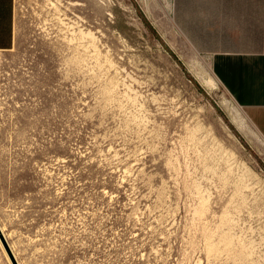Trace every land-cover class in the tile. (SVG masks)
Here are the masks:
<instances>
[{"label": "rangeland", "instance_id": "rangeland-1", "mask_svg": "<svg viewBox=\"0 0 264 264\" xmlns=\"http://www.w3.org/2000/svg\"><path fill=\"white\" fill-rule=\"evenodd\" d=\"M165 1L13 0L0 226L19 264H264V139L205 56L167 45Z\"/></svg>", "mask_w": 264, "mask_h": 264}, {"label": "crops", "instance_id": "crops-1", "mask_svg": "<svg viewBox=\"0 0 264 264\" xmlns=\"http://www.w3.org/2000/svg\"><path fill=\"white\" fill-rule=\"evenodd\" d=\"M161 34L205 56L264 139V0H168ZM14 44L13 0H0V53Z\"/></svg>", "mask_w": 264, "mask_h": 264}, {"label": "water", "instance_id": "water-1", "mask_svg": "<svg viewBox=\"0 0 264 264\" xmlns=\"http://www.w3.org/2000/svg\"><path fill=\"white\" fill-rule=\"evenodd\" d=\"M0 241L3 244L5 251L7 252L12 264H19V262L17 261L13 251L11 250V247H10L7 239L5 238V235L3 234L2 230H1V226H0Z\"/></svg>", "mask_w": 264, "mask_h": 264}, {"label": "bare ground", "instance_id": "bare-ground-1", "mask_svg": "<svg viewBox=\"0 0 264 264\" xmlns=\"http://www.w3.org/2000/svg\"><path fill=\"white\" fill-rule=\"evenodd\" d=\"M210 78V77H209ZM211 84V83H210ZM1 230H2V232H3V234L5 235V238L7 239V236H6V234H5V232H4V230H3V227L1 226ZM8 241V240H7ZM5 252V251H4ZM7 258V257H6Z\"/></svg>", "mask_w": 264, "mask_h": 264}]
</instances>
